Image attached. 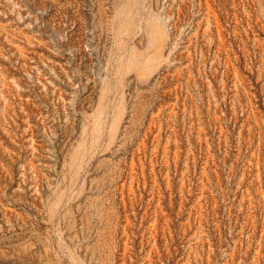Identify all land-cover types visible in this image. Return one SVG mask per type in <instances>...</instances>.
I'll list each match as a JSON object with an SVG mask.
<instances>
[{"label": "rangeland", "instance_id": "obj_1", "mask_svg": "<svg viewBox=\"0 0 264 264\" xmlns=\"http://www.w3.org/2000/svg\"><path fill=\"white\" fill-rule=\"evenodd\" d=\"M0 264H264V0H0Z\"/></svg>", "mask_w": 264, "mask_h": 264}]
</instances>
